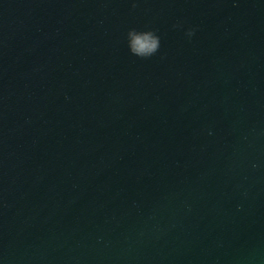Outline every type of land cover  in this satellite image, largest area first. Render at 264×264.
<instances>
[{
	"label": "water",
	"instance_id": "1",
	"mask_svg": "<svg viewBox=\"0 0 264 264\" xmlns=\"http://www.w3.org/2000/svg\"><path fill=\"white\" fill-rule=\"evenodd\" d=\"M0 264H264V0H0Z\"/></svg>",
	"mask_w": 264,
	"mask_h": 264
},
{
	"label": "clouds",
	"instance_id": "2",
	"mask_svg": "<svg viewBox=\"0 0 264 264\" xmlns=\"http://www.w3.org/2000/svg\"><path fill=\"white\" fill-rule=\"evenodd\" d=\"M193 34L194 30L190 29L187 32L189 37ZM127 39L130 52L140 58H149L153 56L160 47V38L152 30L138 31L136 29H130L127 33ZM251 168L256 170L258 168V164L256 162H252ZM245 195H247V193H245Z\"/></svg>",
	"mask_w": 264,
	"mask_h": 264
}]
</instances>
